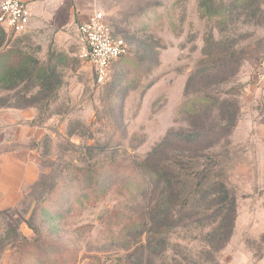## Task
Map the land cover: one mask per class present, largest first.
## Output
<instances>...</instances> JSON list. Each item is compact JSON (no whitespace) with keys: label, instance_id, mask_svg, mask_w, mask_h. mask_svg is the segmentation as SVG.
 Segmentation results:
<instances>
[{"label":"rangeland","instance_id":"374dc122","mask_svg":"<svg viewBox=\"0 0 264 264\" xmlns=\"http://www.w3.org/2000/svg\"><path fill=\"white\" fill-rule=\"evenodd\" d=\"M99 1L128 45L104 85L80 19L0 28V154L38 170L0 264H264V0Z\"/></svg>","mask_w":264,"mask_h":264},{"label":"crops","instance_id":"0c3cea01","mask_svg":"<svg viewBox=\"0 0 264 264\" xmlns=\"http://www.w3.org/2000/svg\"><path fill=\"white\" fill-rule=\"evenodd\" d=\"M22 2L31 14L25 34L58 35L57 33L65 27L72 26L76 19H80L81 23L87 20L95 9L105 10V4L99 0H22ZM21 117L25 120L30 114L22 112ZM22 124L26 126L25 122ZM37 177L38 170L29 150L0 154L1 200L15 198L21 185L32 183Z\"/></svg>","mask_w":264,"mask_h":264},{"label":"built area","instance_id":"2783aa9c","mask_svg":"<svg viewBox=\"0 0 264 264\" xmlns=\"http://www.w3.org/2000/svg\"><path fill=\"white\" fill-rule=\"evenodd\" d=\"M31 14L22 0H0V28L14 35L24 33ZM78 56L91 68L95 84L108 82L113 64L127 54L128 45L115 37L101 11L94 12L77 26ZM259 77L264 79V59L259 66Z\"/></svg>","mask_w":264,"mask_h":264},{"label":"trees","instance_id":"16d2710c","mask_svg":"<svg viewBox=\"0 0 264 264\" xmlns=\"http://www.w3.org/2000/svg\"><path fill=\"white\" fill-rule=\"evenodd\" d=\"M0 32H2L1 29H0ZM2 33H3V32H2ZM2 42H3V40H2V38H0V47H1ZM118 60H119V59H118ZM8 76H9V72L6 73V74H4L3 79L5 80Z\"/></svg>","mask_w":264,"mask_h":264}]
</instances>
